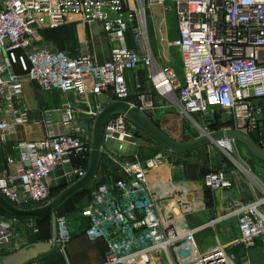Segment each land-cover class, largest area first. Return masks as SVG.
I'll return each mask as SVG.
<instances>
[{
    "label": "built area",
    "instance_id": "built-area-1",
    "mask_svg": "<svg viewBox=\"0 0 264 264\" xmlns=\"http://www.w3.org/2000/svg\"><path fill=\"white\" fill-rule=\"evenodd\" d=\"M154 8L175 14L177 37L169 45L182 53L184 81L154 58L146 23ZM74 22L102 25L111 60L97 64L90 55L72 57L43 45V31ZM129 33L136 48L130 47ZM140 66L148 69L154 92L183 115L211 119L220 114L264 149V0H131V5L128 0H0V151L5 157L0 196L19 209L42 208L53 200L59 171L67 188L85 177L95 121L104 109L98 97L111 92L115 102L129 103L145 115L158 108L148 92L131 101L126 75ZM24 77L44 92L60 91L65 102L42 111L37 122L44 127L42 139L11 145L18 128L31 121ZM138 131L126 116L110 118L104 151L113 140L125 155L136 148ZM215 146L234 153L237 143L225 139ZM163 162L157 157L142 163L134 154L121 163L127 179L97 186L89 206L79 211L88 220L86 237L106 244L103 264H237L233 246L249 247L264 238V194L250 203L228 202L238 221L232 244L201 252L194 231L166 226L148 182L150 171ZM203 182L213 191L234 187L223 169L209 172ZM40 232L36 219L0 215V257L25 248ZM72 239L70 218L57 216L58 250L65 253Z\"/></svg>",
    "mask_w": 264,
    "mask_h": 264
},
{
    "label": "crops",
    "instance_id": "crops-1",
    "mask_svg": "<svg viewBox=\"0 0 264 264\" xmlns=\"http://www.w3.org/2000/svg\"><path fill=\"white\" fill-rule=\"evenodd\" d=\"M128 1L131 5V0ZM156 11L162 14V16L158 26L156 25V21H153L155 31L157 32L155 42L158 45V48L154 50L153 44H150L154 58L160 66H173L172 68L177 72L181 81H184L182 59L180 62V59L166 53V48H173L169 44L177 37V20L175 36H171L168 31L167 17L168 14H172L174 18L173 13L165 12L161 8H154L152 14L155 18L157 15ZM79 24L83 29L85 38L84 47L80 51L82 53L81 56L90 55L86 27L81 23ZM49 30L51 29H46L44 31L45 34ZM90 31L95 62L97 64H104L111 60L110 39L100 23L90 26ZM129 43L131 48H136L130 36ZM43 45L62 50L58 46H55L53 42L48 41L46 35ZM80 53L70 55L72 57H79ZM17 71L21 75V72ZM147 74L148 69L144 66H140L127 73L128 85L132 93L131 101L137 102L140 92L153 94L158 108L155 111L146 113V115L158 126L155 116L157 115L156 111L160 109L168 110L176 106L169 100H162L154 92L152 85L147 81ZM102 97H106L108 103L115 102L113 94L108 92L98 97V102L102 106ZM24 99L30 108L29 115L31 121L27 127L20 126L18 128V133L12 138L11 145L16 141H36L42 139L45 135L44 127L37 124L42 111L61 108L65 102V95L60 91L44 92L35 83L27 79V77H24ZM54 117L55 120H59L58 114H55ZM35 128H38L41 132V138L32 137ZM224 129H233V126L220 128V130ZM137 143L136 148L129 147L125 155L120 153L118 149L119 144L117 150L113 152L107 150L106 144V151L102 153L100 169L92 187L96 188L101 184L110 183L114 180L127 179V175L122 170L121 163L127 161V159L133 160L134 154H137L138 160L142 163L160 157L164 162L161 166L150 171L148 182L157 200L159 213L163 217L165 225L173 227L180 233L194 231V240L201 252L208 251L217 245L234 243L238 237V221L237 217L233 215L234 208L229 207L228 202L240 204L254 201L257 196L264 194V182L261 184L262 188L254 187L247 183V181L242 180L238 172L235 171L228 172L234 183V187L231 190H208L203 182V172L199 169L191 171L192 164H199L195 158H197L196 154H199L203 148L187 154H175L165 149L146 134L142 139L137 138ZM238 145L244 146L240 143H237ZM248 152L251 154L249 150ZM0 156H2L0 169H3L5 167V157L1 151ZM251 156L256 160L255 166L258 171L262 172L261 175L264 181V162L252 154ZM223 161L226 162L225 160ZM56 175L58 181L66 183L62 177V171H59ZM68 217L71 220L74 239L67 246L66 252L63 255V264H103L106 252L105 242L103 240L90 241L86 237L84 231L88 226V220L81 218L79 211L68 214ZM212 220L218 221L214 227L209 226ZM38 237L39 235H32L29 244L24 247L29 248L37 244L39 242ZM51 238H43L40 242H48ZM231 250L237 257V264H264V238L259 239L249 247L237 244ZM54 253L61 252L56 247L51 253L39 257L33 264H39L43 260L47 261L51 259L52 256L56 255Z\"/></svg>",
    "mask_w": 264,
    "mask_h": 264
},
{
    "label": "water",
    "instance_id": "water-1",
    "mask_svg": "<svg viewBox=\"0 0 264 264\" xmlns=\"http://www.w3.org/2000/svg\"><path fill=\"white\" fill-rule=\"evenodd\" d=\"M85 27L88 35L90 57L93 62H95L90 26L85 25ZM102 104L104 109L95 121L90 163L85 177L77 182H74L71 186L54 197L47 206L42 208L19 209L0 196V207L14 218H51L52 221V238L50 241L37 243L32 247H25L13 254L0 257V264H30L42 255L51 253L52 250L56 248L57 213L73 197L82 191L87 190L96 180L101 165L102 153L104 151L103 135L105 125L107 121L114 116H126L139 130L135 135L136 138L142 139L146 134L165 149L175 154H187L202 148L216 145V143L221 140L229 139L244 145L252 155L264 162V149H262L253 138L236 129H224L214 132H207L203 130L202 135L198 138L187 142H178L155 125L153 121H151L138 108L132 107L129 103H108L106 97H102ZM235 160L236 162L242 161L238 156Z\"/></svg>",
    "mask_w": 264,
    "mask_h": 264
},
{
    "label": "rangeland",
    "instance_id": "rangeland-1",
    "mask_svg": "<svg viewBox=\"0 0 264 264\" xmlns=\"http://www.w3.org/2000/svg\"><path fill=\"white\" fill-rule=\"evenodd\" d=\"M173 13V12H172ZM156 18L153 14H148L146 18L147 23V33H148V42L150 44H153L154 50L158 48V45L155 42L156 37V31H155V25L153 24V21H156V25L158 26L161 22V16L159 12L156 11ZM174 18L172 14H168L167 17V23L169 26V34L171 36H175V25H176V17L173 13ZM155 18V19H154ZM46 38L48 41L53 42L55 46H58V48L65 50L71 55H77L80 53L82 47H84L85 44V38L83 34V29L79 22L71 23L67 26H61L58 28L51 29L46 32ZM129 36L131 37V33H129ZM175 39V38H174ZM173 39V40H174ZM167 54H172V56L176 57L177 59H180L181 62V52L175 48H166ZM82 53H80L79 56H81ZM173 67V66H172ZM181 67V65H179ZM156 121L159 126V128H162V130L167 133L170 137L174 138V140L178 142H187L190 140H193L195 138H198L202 135L203 130L207 132H213L214 129L220 125H224L225 123H230L232 121L223 120L219 117H212L211 119L208 117L203 116H196V117H187L182 114L180 109L176 107H172L168 110L166 109H160L156 111ZM223 116V115H222ZM233 126V123H232ZM34 134L32 135L33 138H41L42 134L39 131L38 128L34 129ZM118 144L116 141H111L107 144L106 148L109 151H116L118 148ZM10 147V146H9ZM197 155V161L199 162L200 166H203V161L205 159H208L209 165L205 169L207 171H214V170H226L227 172H238L239 176L242 180L247 181V183L253 185L254 187L262 188L263 177L261 175L262 172L258 171V169L255 166V159L249 154L247 148L245 146H237L234 153H226L220 148L216 147L215 145H212L210 147L203 148V150ZM237 156L242 160L236 162ZM196 157V156H195ZM2 159V156H0V160ZM128 160V159H127ZM130 160V159H129ZM225 160L226 162H224ZM221 161V162H220ZM245 169H243V168ZM247 169V170H246ZM248 171L249 173H247ZM250 174V175H249ZM57 176V175H56ZM56 176H54L53 182V191H55L57 188H59L60 185L65 184L61 181H55ZM252 176V177H251ZM254 178V179H253ZM104 183V184H108ZM92 191L89 196L86 198H82L80 201L84 206L86 207L89 205L92 200V193L95 188L91 186ZM91 197V198H90ZM79 202V203H80ZM79 207V206H78ZM60 216V215H59ZM45 230L47 234H50L49 237H51L52 233V224L51 220H48V222L45 224ZM43 232V233H44ZM42 233V236H44ZM48 237V238H49ZM74 239V234H73ZM72 239V241H73ZM67 249V248H66ZM56 255L52 256L49 260H43L39 264H63L64 260V253H54Z\"/></svg>",
    "mask_w": 264,
    "mask_h": 264
},
{
    "label": "trees",
    "instance_id": "trees-1",
    "mask_svg": "<svg viewBox=\"0 0 264 264\" xmlns=\"http://www.w3.org/2000/svg\"><path fill=\"white\" fill-rule=\"evenodd\" d=\"M43 36L45 37V32L43 31ZM217 117L220 118V115H217ZM232 126V122L230 123H225L224 125H220L218 127H216L214 129V131H219L220 128H224V127H231ZM213 131V132H214ZM209 165V161L208 159H205L203 161V166H200L199 164H192L191 165V171L193 172V170L195 171V169H199L201 172H203V177H205L209 172L211 171H207L205 168L208 167ZM89 167V166H88ZM213 171V170H212ZM95 182V181H94ZM93 185V184H92ZM91 185V186H92ZM91 186L87 189V190H84L82 191L81 193H79L78 195H76L75 197H73L68 203H66L57 213V216H67L68 214L70 213H73V212H77V211H81L83 210L84 206H82L83 202L81 203L80 201L82 200V198H86L87 196H89L91 194V191L92 189ZM67 188V185L66 184H62L59 186V188H57L55 191H53L52 189V197H56L58 194H60L62 191H64L65 189ZM91 198V197H90ZM80 202V203H79ZM91 202V201H90ZM79 206V207H78ZM33 205H27L25 208L28 209V208H32ZM0 215L6 217V218H14L13 216H11L10 214H8L5 210H3L1 207H0ZM38 224H39V227H40V235L38 237V240L41 241L43 240V238H48L50 236V234H47L46 231L44 232L43 230H45V224L48 222V220H51V218H43V219H36ZM51 224H52V221H51ZM52 228V227H51ZM44 232V233H43ZM42 233L44 236H42ZM52 235V233H51ZM51 237H49L48 239H50Z\"/></svg>",
    "mask_w": 264,
    "mask_h": 264
},
{
    "label": "bare ground",
    "instance_id": "bare-ground-1",
    "mask_svg": "<svg viewBox=\"0 0 264 264\" xmlns=\"http://www.w3.org/2000/svg\"><path fill=\"white\" fill-rule=\"evenodd\" d=\"M243 168V167H242ZM243 169H245V168H243ZM247 170V169H246ZM247 173H249L248 171H246ZM250 175V174H249ZM252 177V176H251Z\"/></svg>",
    "mask_w": 264,
    "mask_h": 264
}]
</instances>
